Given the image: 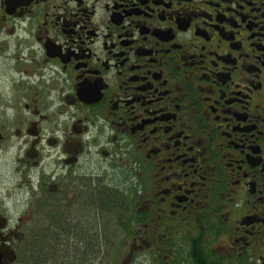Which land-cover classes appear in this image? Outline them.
Masks as SVG:
<instances>
[{
    "label": "flooded vegetation",
    "instance_id": "flooded-vegetation-1",
    "mask_svg": "<svg viewBox=\"0 0 264 264\" xmlns=\"http://www.w3.org/2000/svg\"><path fill=\"white\" fill-rule=\"evenodd\" d=\"M100 188L122 264H264V0H0V264Z\"/></svg>",
    "mask_w": 264,
    "mask_h": 264
},
{
    "label": "trees",
    "instance_id": "trees-1",
    "mask_svg": "<svg viewBox=\"0 0 264 264\" xmlns=\"http://www.w3.org/2000/svg\"><path fill=\"white\" fill-rule=\"evenodd\" d=\"M94 194L98 213L87 220L71 215L64 220L60 208L48 210L33 235L21 241L19 264H122L123 253L117 242L121 217L111 214L120 211L119 193L100 188Z\"/></svg>",
    "mask_w": 264,
    "mask_h": 264
},
{
    "label": "rangeland",
    "instance_id": "rangeland-1",
    "mask_svg": "<svg viewBox=\"0 0 264 264\" xmlns=\"http://www.w3.org/2000/svg\"><path fill=\"white\" fill-rule=\"evenodd\" d=\"M60 209H61V207H59ZM69 215V214H68ZM45 218V216L44 217H42V218H37V219H35L37 222H41L43 219ZM36 225V224H35ZM85 226H87L86 224H85ZM88 227V226H87ZM35 230H36V228H35ZM35 232V231H34ZM33 235V234H32ZM89 236V235H88ZM117 238H119V239H122L123 238V236H121V235H118L117 236ZM100 261V260H99Z\"/></svg>",
    "mask_w": 264,
    "mask_h": 264
}]
</instances>
